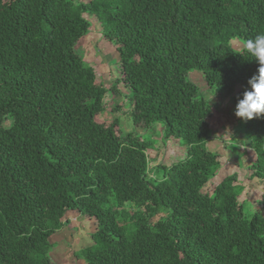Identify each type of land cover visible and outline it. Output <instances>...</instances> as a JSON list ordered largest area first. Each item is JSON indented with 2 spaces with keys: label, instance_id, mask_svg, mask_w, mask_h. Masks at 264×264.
Here are the masks:
<instances>
[{
  "label": "trees",
  "instance_id": "trees-1",
  "mask_svg": "<svg viewBox=\"0 0 264 264\" xmlns=\"http://www.w3.org/2000/svg\"><path fill=\"white\" fill-rule=\"evenodd\" d=\"M85 15L116 46L111 86L76 50ZM258 34L264 0H0V264H57L49 239L68 212L97 223L85 264H264V199L245 213L237 173L203 192L222 164L206 148L212 106L187 79L200 73L236 107L258 74L245 47ZM109 94L132 132L98 122ZM156 125L187 151L150 170L155 142L139 130ZM238 128L264 183V117Z\"/></svg>",
  "mask_w": 264,
  "mask_h": 264
},
{
  "label": "rangeland",
  "instance_id": "rangeland-1",
  "mask_svg": "<svg viewBox=\"0 0 264 264\" xmlns=\"http://www.w3.org/2000/svg\"><path fill=\"white\" fill-rule=\"evenodd\" d=\"M84 17L91 23L90 34L78 43L76 50L84 62L95 70L99 79L106 86H111L119 79L116 46L104 41L101 36V26L93 16L89 18L85 15ZM233 48L241 50L237 42H233ZM187 79L199 89L202 97L212 106L209 124L213 132V140L206 148L217 154L222 164L221 171L204 188L203 192L212 194L214 188L223 179L237 173L238 182L244 187L238 203L243 204L245 213L251 215L264 199V183L257 179L253 181L250 179L249 167L254 162L255 156L251 150L249 138L239 131L238 117L235 115L236 107L232 103V97L218 90H209L203 76L198 72L189 73ZM119 89L127 94L122 86L119 85ZM107 99L109 106L98 117V122L111 124L119 120L126 134L132 132L133 125L126 115L125 107L122 108L123 98L109 94ZM139 133L144 137L152 138L155 142L153 151L147 153L150 170L158 165L170 167L185 159L187 148L181 146L176 140H169L165 145L161 137L160 126H155L154 134L143 133L140 130ZM158 177L151 173L150 178L157 179ZM63 221L68 224L49 239L53 246L50 253L51 259L57 264H85L77 259L76 254L93 244L92 235L97 229L96 221H90L74 212H68Z\"/></svg>",
  "mask_w": 264,
  "mask_h": 264
},
{
  "label": "clouds",
  "instance_id": "clouds-1",
  "mask_svg": "<svg viewBox=\"0 0 264 264\" xmlns=\"http://www.w3.org/2000/svg\"><path fill=\"white\" fill-rule=\"evenodd\" d=\"M246 50L258 61V74L253 75L242 97H238L235 115L243 120L264 117V34L246 42Z\"/></svg>",
  "mask_w": 264,
  "mask_h": 264
}]
</instances>
